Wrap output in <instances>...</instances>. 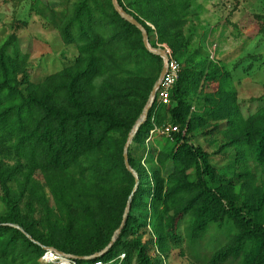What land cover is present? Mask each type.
I'll return each mask as SVG.
<instances>
[{"label": "trees", "instance_id": "1", "mask_svg": "<svg viewBox=\"0 0 264 264\" xmlns=\"http://www.w3.org/2000/svg\"><path fill=\"white\" fill-rule=\"evenodd\" d=\"M118 2L181 66L168 100H156L129 147L138 187L125 147L163 59L112 0H64L60 12L37 0L33 10L77 56L35 82L17 35L0 45V264H43L44 248L77 264L123 255V264H166L174 249L191 264H264V182L247 167L264 172V95L245 115L231 73L211 58L216 51L194 48L186 30L196 0ZM196 133H219L221 151H235L233 179L212 165ZM129 204L113 247L84 260L111 244Z\"/></svg>", "mask_w": 264, "mask_h": 264}, {"label": "rangeland", "instance_id": "2", "mask_svg": "<svg viewBox=\"0 0 264 264\" xmlns=\"http://www.w3.org/2000/svg\"><path fill=\"white\" fill-rule=\"evenodd\" d=\"M36 1L0 0V45L12 34L17 35V45L29 56L31 80L35 82L59 72L77 56V49L66 46L54 26L33 10ZM40 1L41 9L49 5L58 12L64 2ZM201 2L206 4L203 11L204 7H199ZM189 20L186 31L194 48H203L210 55L216 51L217 55L211 58L218 57L231 73L239 99L246 104L243 113L255 112L262 103L250 100L264 95V0H196ZM161 139L162 134H156V142ZM194 139L211 155L212 165L220 174L226 180L233 179L236 153L233 149L221 151L222 136L196 133ZM247 167L253 169L259 183L264 182L261 168L253 162ZM189 259L180 256L179 249H174L166 258V264H191Z\"/></svg>", "mask_w": 264, "mask_h": 264}, {"label": "water", "instance_id": "3", "mask_svg": "<svg viewBox=\"0 0 264 264\" xmlns=\"http://www.w3.org/2000/svg\"><path fill=\"white\" fill-rule=\"evenodd\" d=\"M112 4L116 10V12L121 16L122 19H124L125 21L129 22L130 24H132L133 26H135L136 28H138L141 32H142V35H143V42H144V45L146 47V49L151 52L152 54L156 55V56H159L161 57L165 62L167 61L168 57L164 54L163 50L157 48H153L151 45H150V42H149V36H148V32L146 31V29L134 18L132 17L131 15H129L122 7L121 5L119 4L118 0H112ZM165 71H166V64H164V69L162 71V74L157 82V84L155 85L154 87V90L152 92V95H151V99L146 107V109L144 110V113L141 117V119L139 120V122L136 124L134 130L132 131V133L130 134L129 138H128V142L126 144V147H125V153H124V158H125V164H126V167L127 169L133 173L134 177L136 178V181H137V185H136V188L135 190L137 189L138 187V176L137 174L132 170V168L130 167V164H129V156H128V151H129V147L130 145L132 144L133 142V139L134 137L136 136V134L138 133L140 127L146 123V121L148 120V116H149V112L151 110V108L154 106L155 102H156V92H157V89L159 88L160 86V83L162 81V78L165 74ZM130 208H131V204L128 205L127 209H126V212H125V216H124V221H123V224L122 226L120 227V229L115 233L113 239H112V242L111 244L104 250L102 251L101 253H98L92 257H85L83 258L84 260H92V259H96V258H99V257H102L103 255H105L114 245V243L116 242L119 234L121 233L122 229L124 228L125 226V223H126V219H127V216L129 214V211H130ZM18 229H20L19 227H16ZM26 236L31 240L33 241V239L31 238V236L27 235Z\"/></svg>", "mask_w": 264, "mask_h": 264}, {"label": "built area", "instance_id": "4", "mask_svg": "<svg viewBox=\"0 0 264 264\" xmlns=\"http://www.w3.org/2000/svg\"><path fill=\"white\" fill-rule=\"evenodd\" d=\"M159 49L163 50L164 54L168 57L166 62L163 60L164 64H166V71L156 92V100L162 103L168 100L171 91L178 82L181 66L174 59L172 51L166 45L159 46ZM171 131L175 132L177 128L166 127L162 133L169 134ZM44 250L45 253L41 258L43 264H77V257L66 255L52 248H44ZM124 260L125 256L123 255L110 263L97 262L95 264H123Z\"/></svg>", "mask_w": 264, "mask_h": 264}, {"label": "crops", "instance_id": "5", "mask_svg": "<svg viewBox=\"0 0 264 264\" xmlns=\"http://www.w3.org/2000/svg\"><path fill=\"white\" fill-rule=\"evenodd\" d=\"M202 1H203V0H202ZM206 1H207V0H206ZM207 3H208V2H207ZM205 5H206V4H204V3L201 2V5H200L199 7H200V9H202V7H204V8L202 9V11L205 9Z\"/></svg>", "mask_w": 264, "mask_h": 264}]
</instances>
